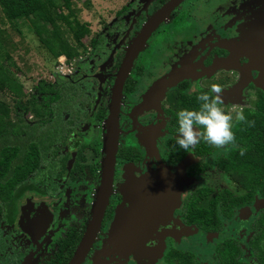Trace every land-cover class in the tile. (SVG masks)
I'll list each match as a JSON object with an SVG mask.
<instances>
[{"label":"flooded vegetation","instance_id":"af4514ba","mask_svg":"<svg viewBox=\"0 0 264 264\" xmlns=\"http://www.w3.org/2000/svg\"><path fill=\"white\" fill-rule=\"evenodd\" d=\"M145 1H128L125 12L116 16L120 6L112 20L89 39L88 56L79 63L83 78L72 80L64 74L46 81L60 89L63 102L36 103L40 111L32 120L31 115L25 116V110L36 104H25V109L12 106L11 120H4L12 124L13 132L8 137L19 151L9 167H16L11 184H0L4 187L0 195V264H69L75 255L99 195L105 154V144L102 150L82 140V133L91 118L101 124L105 137L112 88L125 53L116 54L120 55L119 64L105 107L97 106L94 84L89 78L106 61L124 33L123 25L129 16ZM164 1L154 0L151 13ZM188 1L181 0V6L170 12L172 19L166 23L165 31L154 38L155 32L149 34L128 67L118 97L115 151L106 200L92 239L75 264H182L188 255L194 264H218L215 247L228 238L238 245V262L264 264V205L256 204L264 200L259 188L264 186V168L254 170L256 182L236 183L230 174L238 171L225 170L215 162L236 148L217 149L201 141L185 151L176 143V113L198 109V92L209 91L213 84L222 89L220 106L226 113L234 117L236 110H243L264 118V0ZM142 73L148 78L160 76L147 94L152 114L139 115L148 130L141 137L129 134L119 143V133L133 132L134 127L122 126L121 98L134 93L135 81ZM169 78V84L161 83ZM238 129L234 121L233 132ZM148 171L179 177L178 199L171 202L169 214L172 220L197 231H176V236L163 232V248L152 249L136 260L118 253L108 241L103 245L102 240L109 236L118 211L129 206L122 183ZM252 171L239 170L245 174ZM214 174L221 175L224 186L230 183L231 188L214 185ZM244 186H255L250 198ZM200 189H205L204 194L197 198ZM223 193L237 197L241 203L233 207L231 216L220 215V230H205L194 221L186 222L187 205L192 202L194 208L207 209ZM259 221L263 232L255 237L256 255L251 256L248 241L252 227ZM198 247L203 249L198 251ZM151 258L156 260L152 262Z\"/></svg>","mask_w":264,"mask_h":264},{"label":"rangeland","instance_id":"374dc122","mask_svg":"<svg viewBox=\"0 0 264 264\" xmlns=\"http://www.w3.org/2000/svg\"><path fill=\"white\" fill-rule=\"evenodd\" d=\"M128 1L130 0H68V8L66 9L61 7L57 10V13L67 14L69 12V19L73 18L80 23L84 29L85 36L80 39L79 44H76L71 38L70 33L64 32L65 39L76 47L77 54L71 58L61 56L60 59L50 55L45 47L48 43V39H46V37L41 38L40 36L34 34L27 19L20 18L12 22H8L3 18L0 12V64L9 76L20 86V90L16 95L7 91V89L0 91V108L7 107L9 110L7 116L4 117V120H11L13 100L27 102V98L33 92L32 86L38 79L52 81L57 76L63 77L64 74H68L67 76H69L72 80L79 77L83 78V72L79 68V63L84 62L88 56L87 47H89V39L94 37L95 33L99 31L104 24L110 22L113 18L114 12ZM185 1L189 2L188 0ZM153 2L154 0H146L136 12L129 16L128 20L123 25L124 33L120 38L118 37L116 45L111 48L106 61L102 66L96 68V70L94 69L92 72V77L89 79L94 84L93 91L97 98V106L103 105L105 107L107 105L112 80L119 64V56L126 52L131 41H133L141 27L152 15L151 11L153 9ZM180 6L181 5L178 3L175 7L179 8ZM173 9L174 8H172L170 12H172ZM176 11L177 9L175 12ZM170 12H168V14H166V16L162 19L164 21L161 22V20L151 31L155 32L151 38H154L155 35H159L162 31H165L163 29L167 28L166 23H170L172 19V17L169 16ZM25 13L26 16L31 17L33 13L32 8H27ZM49 22L50 20L45 25V28L47 29H50ZM60 28L66 31L63 23H60ZM169 33H172V31L169 30ZM145 48L146 47L142 49ZM118 53L121 54L116 55ZM159 78L160 76L158 75L148 78L144 73H142L135 81L134 93L131 96L122 95V126H129L130 124L132 128L133 124L134 127L133 132L119 133V143L124 142L129 134L131 137L132 133H134L136 137H141L143 132L148 130L139 118V115L143 112L152 114V110L148 106L147 94ZM39 111L40 107L37 104L34 106H28L25 110V116L29 118L31 115L29 120H32L34 117L38 116ZM82 140L93 143L96 146H100L103 150L105 137L101 124L90 118L86 130L82 133ZM88 153L89 149L87 148L85 150L87 158ZM153 172L154 171L145 172L143 176L153 174ZM211 179L217 187L231 188L230 183L226 184L227 186H224V179L221 175L214 174ZM128 181L129 180L125 179L122 186H125L124 184L128 183ZM169 209L168 213H171ZM169 216L171 215L169 214ZM172 218L174 219L173 216ZM172 218H169V220L165 219L161 222H159L158 219L150 226L151 234L148 240L149 247L156 251H160L163 248V232L167 233L169 231L176 236V231H178L176 226L179 221L175 219L176 223H174ZM109 236L105 239V241L104 239L102 240L103 237L101 238L103 245H106L109 240ZM151 241H154V244H152ZM188 243H190V240L187 244ZM108 245L110 244L108 243ZM202 249L203 247H198L196 250L199 251ZM116 251L120 253L118 249H116ZM160 256L161 255H158L159 260ZM155 260V258H151L150 261L153 262ZM208 264H210V262H208Z\"/></svg>","mask_w":264,"mask_h":264},{"label":"trees","instance_id":"16d2710c","mask_svg":"<svg viewBox=\"0 0 264 264\" xmlns=\"http://www.w3.org/2000/svg\"><path fill=\"white\" fill-rule=\"evenodd\" d=\"M61 7L67 9L68 0H0V12L6 21L12 22L20 18L27 19L34 34L48 39L45 47L50 55L58 58L62 54L67 58H71L77 54L76 47L65 39L64 32H69L76 44H79L80 39L85 36V32L77 20L73 18L69 19V12L67 14L57 13V10ZM27 8H32L33 13L31 17L26 16L25 10ZM126 9L127 6L122 5L116 11V16L123 14ZM49 20L50 29H47L45 25ZM60 23L65 25L66 31L60 28ZM32 88L33 92L27 98V102L13 100L12 106L18 109H25V104L33 105L39 102L64 101L61 98L60 89L51 87L44 79H38ZM4 89L16 95L20 90V86L0 64V91ZM7 112V107L0 108V184H11L10 182L16 175V167H9L13 166L10 165L11 160L16 157V152L19 151L14 141L9 140L8 137L9 133L13 132V127L11 123L4 121ZM15 113L18 115V111H15ZM244 115L248 120L254 121V125L239 124V129L234 131V133L236 142L241 144L240 147L246 149L245 155H240L239 148H236L227 157H219L215 162L220 168H224L225 170L226 168H233L235 171H238L230 174L236 183H254L256 182L254 170L264 168V118L247 112ZM242 168L253 171L247 174L241 173L239 170ZM244 187L247 189L248 198H250V194L255 186ZM259 188L264 192V186H259ZM3 189L4 187L0 186V195L3 193ZM204 190L200 189L197 192V198L204 194ZM224 193L218 195L207 209L194 208L192 202L190 205H187L184 208V210L186 209V213H184L186 222L194 221L200 228L205 230H220V215L231 216L233 207H237L241 203L237 197H232L228 193L225 195ZM258 223L252 227V235L248 241V252L251 256L256 255L255 237L261 235L263 232L262 221ZM237 252L238 245L230 238L224 242H218L215 247L218 264H253V261L238 262ZM181 256L186 257V253H181ZM182 264H194L192 257L188 255L187 260L183 258Z\"/></svg>","mask_w":264,"mask_h":264},{"label":"water","instance_id":"95a60500","mask_svg":"<svg viewBox=\"0 0 264 264\" xmlns=\"http://www.w3.org/2000/svg\"><path fill=\"white\" fill-rule=\"evenodd\" d=\"M180 1L181 0H165L152 13L127 48L119 65L109 104L104 146L105 154L103 158L99 195L94 204L87 229L69 264H75L89 245L103 211L115 151V121L119 91L128 67L151 31ZM170 80L171 78L163 80L161 83L167 85ZM178 183V176L158 171H154L153 174L142 176L138 179L129 180L126 186L129 206L123 211H118L109 233L108 243L121 253L130 255L136 260L146 254H150L152 252V248L148 246V240L151 234L150 226L158 219L159 222L165 219H171L168 209L171 202L178 199ZM256 204L257 206L264 205V200L258 201ZM172 221L176 223L175 220ZM177 230L181 233L197 231V229L194 228L190 230L189 227L184 226L180 222H177Z\"/></svg>","mask_w":264,"mask_h":264},{"label":"clouds","instance_id":"9594fccd","mask_svg":"<svg viewBox=\"0 0 264 264\" xmlns=\"http://www.w3.org/2000/svg\"><path fill=\"white\" fill-rule=\"evenodd\" d=\"M196 98L200 102L198 109H181L176 113L177 145L189 151L203 141L217 149L239 148L240 155H245L246 149L236 142L233 122L253 126L254 121L248 120L243 110H236L234 117L225 112L220 106L223 99L219 85L213 84L209 91H199Z\"/></svg>","mask_w":264,"mask_h":264},{"label":"crops","instance_id":"0c3cea01","mask_svg":"<svg viewBox=\"0 0 264 264\" xmlns=\"http://www.w3.org/2000/svg\"><path fill=\"white\" fill-rule=\"evenodd\" d=\"M62 55V54H61ZM64 56V55H63ZM177 176V175H176ZM134 179H138V178H134ZM132 180V179H131ZM178 180H179V177H178ZM178 185H179V183H178ZM181 186H179V188H180ZM124 189H125V192H126V194H127V188H126V186H124ZM170 206V205H169Z\"/></svg>","mask_w":264,"mask_h":264},{"label":"bare ground","instance_id":"6f19581e","mask_svg":"<svg viewBox=\"0 0 264 264\" xmlns=\"http://www.w3.org/2000/svg\"><path fill=\"white\" fill-rule=\"evenodd\" d=\"M61 56H63V55L58 56V59H60Z\"/></svg>","mask_w":264,"mask_h":264}]
</instances>
